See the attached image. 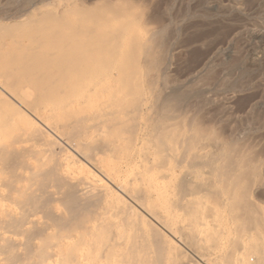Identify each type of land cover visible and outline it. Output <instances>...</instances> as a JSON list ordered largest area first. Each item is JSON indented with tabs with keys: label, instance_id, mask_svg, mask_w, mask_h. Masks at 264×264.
<instances>
[{
	"label": "bare ground",
	"instance_id": "obj_1",
	"mask_svg": "<svg viewBox=\"0 0 264 264\" xmlns=\"http://www.w3.org/2000/svg\"><path fill=\"white\" fill-rule=\"evenodd\" d=\"M48 6L0 22V264L196 263L169 231L198 259L229 243L225 263L264 264L258 173L169 114L161 32L106 0Z\"/></svg>",
	"mask_w": 264,
	"mask_h": 264
},
{
	"label": "rangeland",
	"instance_id": "obj_2",
	"mask_svg": "<svg viewBox=\"0 0 264 264\" xmlns=\"http://www.w3.org/2000/svg\"><path fill=\"white\" fill-rule=\"evenodd\" d=\"M106 1L127 6L138 28L150 34L161 32L159 41L162 48L159 54L164 53L165 56H161L164 58L162 66L154 75L160 76L156 84L160 88L161 98L168 95L178 101H175L178 108H169V114L176 116V120L179 115L182 116L176 122L184 116L186 121L190 117L203 122L207 132L217 134L220 145L228 142L223 149L234 148L236 154H232L239 155L237 158L244 161L239 163V168L250 164L248 169L258 173L250 187V200L263 212L261 217L264 221V0ZM48 3L64 4L65 0H0V22L19 21L28 14L37 13L39 8L43 10ZM51 5L46 9L52 8ZM211 145L216 146L215 143ZM247 157H252L254 161L257 159V162L247 163ZM247 167L243 170L248 171ZM225 221L223 225L226 227L223 228L226 229H222V232L232 236L231 226H236V222ZM254 232L250 234L258 235L259 232L264 240L263 229L262 232L261 229ZM169 233L172 242L181 245L179 248L183 254L187 252L189 260L197 264H213V261L215 264H230L225 263L223 257L231 250L229 243L223 246L222 257L198 259L181 242L178 233ZM262 240L261 244L264 243ZM247 252L250 261H254L252 252Z\"/></svg>",
	"mask_w": 264,
	"mask_h": 264
}]
</instances>
